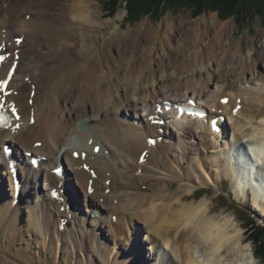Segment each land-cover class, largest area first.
I'll return each instance as SVG.
<instances>
[{"label":"bare ground","instance_id":"6f19581e","mask_svg":"<svg viewBox=\"0 0 264 264\" xmlns=\"http://www.w3.org/2000/svg\"><path fill=\"white\" fill-rule=\"evenodd\" d=\"M90 3L92 0H0V29H7L5 36L2 34L3 31H0V45L5 43L7 53L11 54L15 49H19L22 58L27 56L25 64L18 65L10 83V87L17 91L18 95H11L8 98V101L15 102L20 108L22 120L19 122L21 125L14 134L11 131H0V164L5 167L9 165L4 158L3 145L6 141L18 145L20 149L28 148V151L35 155L45 156L51 162L47 165L48 161L44 163L40 168L43 172L33 171L27 165H21L18 168L22 185L15 200L13 197L7 198L5 191L0 190V264L17 262L19 264H48V259L57 260L56 251H58L59 239H57L56 246L54 234L73 233L67 228L63 231L58 229L60 223L68 216L66 212L61 213L57 208L55 209L57 205L60 208L67 206V203L70 205L71 202L70 209L73 211L75 208V210L72 218L67 222V227L71 221L74 223L76 220L77 231L81 232L84 229L86 217L82 218L79 215L78 204L80 202L72 187L70 188L72 180L70 174L72 173L75 175L73 180H76L87 204L95 210L96 206H100L101 215H104V212L107 213L103 218L105 219L104 225L110 229L107 231L111 235L119 237L122 234L123 239H119L131 242V244L133 240L142 241L141 238L144 236L143 241L153 254L155 250L156 252L160 250V246L169 249L168 252H163V257L157 255H155L157 258L151 257L152 260L156 259L153 264H264L254 257L251 244L244 241L242 228L233 216L211 214L212 206L205 198L198 201L188 199L189 196H195L197 190L194 188L197 186L210 184L217 188L216 183L218 185L222 178H229L234 181L235 185L236 183L238 185L234 191V197L237 200L241 197L246 199L248 193L246 190L249 188L252 205L259 210L261 216H264V172H261L264 168V117L257 120L258 116H263V113L260 105L262 101L255 92V87L260 83L258 80L263 74L261 75L258 70L249 73L247 63L239 60L240 69L237 72H240L238 75L240 77L236 79L241 86L246 85L241 88L235 83L236 79L234 80L236 74L234 66L232 70L227 71L225 64L220 63V71L209 73L205 77V82L209 84L210 81L215 82L217 91L211 93L207 102H204L202 97L209 93L210 89L207 92L201 90L198 94L197 92L194 94H196V99L199 96L200 105L204 104L203 106L209 110L207 114L210 116L207 119L210 122L214 118L226 116L227 123L225 120V125H223L220 119V131L215 135L210 130L209 122H205L204 118L202 121L185 117L179 120L176 118L175 111L172 116L167 117L171 121H169L170 125L166 128V132L163 133L164 141L162 140L161 144L156 142L154 147H149L148 139L162 136V133L158 134L155 131L160 130L161 127L150 125L149 120L144 122L140 115L139 126L122 123L110 117L113 112H117L116 117L120 114L119 111L124 108L123 99H127L128 106L133 107L128 96L133 92L135 96H138L141 91L140 84H134L137 79L134 75H139L137 67L141 65L136 63L137 58L134 60V56L129 55L131 57L129 58V56L119 54V58L114 59L111 53L113 45L119 44L117 45L119 48L121 43L131 38L133 33L132 35H120L118 29H114L108 35L109 38L103 37L104 34L107 35L105 30L110 21L102 20V15L91 9L92 4ZM92 11L96 13L94 16L90 15ZM27 15H30L29 19H24L23 16ZM19 19L20 21H17ZM112 22L115 23V21ZM168 22L169 19L165 18L164 23ZM213 27L216 31V38L224 33V28L217 21L213 22ZM97 29L102 34L101 38L94 34ZM19 31L25 33L28 40L25 37L23 42L16 47L15 42L11 43V41L21 37L18 34ZM262 33L259 32V35ZM38 41L42 42V46ZM106 44L109 49L106 48ZM252 54L258 56L259 53L257 49H253ZM189 57L183 59L185 66L188 67L194 59L198 60V57L188 60ZM11 59L13 61V57ZM258 59L263 60L264 54L260 53ZM259 62L256 61V64ZM6 72L3 67L0 70V78H4ZM194 72H191L192 74L183 84L195 83L200 87L203 86L205 83H198ZM177 73L180 74V72ZM196 73L199 75L200 72L196 71ZM165 76L162 75L156 80L157 82H153L155 87L160 80H164ZM229 79L233 81L228 83ZM178 84L181 87L183 85L180 81ZM33 85L35 93L30 96ZM167 87L166 85L165 88ZM145 88L148 89V86ZM113 89L120 91L117 96L113 95ZM172 91L168 90L167 93ZM149 92L143 90L144 101L135 102L134 107L138 108L140 104H144L141 105L143 106L142 111L148 112L145 117L154 115L155 120H161L164 116V114H159L163 113L166 108L165 102H170L172 107L169 109L173 110L184 99L178 94L174 95L173 100L158 98L150 109L148 102L157 93L148 94ZM226 97H229L228 103L221 104L219 101ZM238 99L240 103H237ZM28 100H32L31 105ZM79 104L82 107H78ZM87 107H91L92 114L89 115L86 112ZM31 114L35 117L33 125L29 123ZM75 116L82 120L86 129L78 130L76 128L79 126H72ZM71 127L73 133L79 137L77 142L79 145L72 141L66 142L63 138ZM170 129L178 131L181 136L187 134L193 138L194 142H197L195 152L197 156L201 154L202 159L195 155L193 161L188 160L190 164L187 171H185L186 167L185 170L180 168V160L176 165L172 160L169 161L168 148L170 149L169 145L172 144V137H167L169 136L167 131L172 134ZM33 137L36 138L31 141ZM90 139H93L92 146L88 145ZM35 142L39 143L37 147L34 146ZM236 144H239L237 151L245 152L248 157L249 166L246 168H240V166L237 168L232 163L229 153L236 149ZM64 145L67 147L62 150ZM96 145L101 146L98 154L93 152ZM14 148L8 152L6 157L14 159L15 155H18V149ZM155 148L157 153L154 152ZM247 148L251 155L247 152ZM209 149L212 152H208ZM57 150L61 153V158H58ZM106 150L109 151V156L104 155ZM145 150L148 154L140 164L139 156ZM75 151H79L80 155L85 153V159L82 160L79 157L75 160L72 157ZM221 152H223L225 161L221 160ZM205 153H210L212 159L209 161L213 163V167L219 168L218 171L214 169L207 173ZM134 154L137 168L133 160L130 162V157ZM177 157L179 159L178 155ZM63 159L68 163L65 168V179H59L54 174L46 172L48 169L52 171L60 166ZM112 160L117 161L115 164L117 167H124L122 170L124 178L119 184H112V168L108 169ZM119 161L123 162V166ZM82 164H87L90 169L94 170V178L81 168ZM73 166L75 168L78 166L80 169H75ZM159 167L161 171L158 170ZM101 168L103 171L100 170ZM2 174L7 175L6 169ZM41 177L42 179L44 177L43 182ZM101 177H103L102 186L98 188L96 182ZM89 179H93L91 186L93 193L90 195L87 192ZM9 180L11 195H14L10 176ZM148 181H152L155 188L152 192H141L139 183L145 184ZM173 182L178 183L174 189L170 186ZM0 183L1 189L4 183L1 177ZM53 189H56L64 201L58 203L53 199ZM128 193H131L132 199L136 200L135 206L131 203V196L124 198ZM116 198L118 201H115ZM97 199H102L104 207L99 205ZM126 203L129 205L127 206ZM22 208L26 211L25 231V226L23 227V223H20L19 212ZM91 223V226L95 228L91 234L95 230L97 236L98 220H93ZM140 226L143 229V235L139 234ZM33 231L38 237L41 234H44L45 238L49 236L45 252H37L40 249L38 245L45 247V243L43 245L23 235L25 232L28 233L27 235L32 234ZM87 237L90 238V235ZM26 240L27 243L24 246ZM105 242H107L106 239H104ZM96 243L95 246L98 244ZM102 243L94 247L93 244L87 245L81 240L63 248L62 241L60 259L63 256V261H66L63 264H70L68 257L74 253L77 256H74L75 263L73 264H83L81 260L87 263L86 258H89L88 264H94L90 257L92 255L101 256L106 262L104 264H118L119 260V264H132L126 262L125 259H120L125 256L118 252L120 246L115 252V249L105 244L102 245ZM80 244H86L87 248H82ZM81 253L84 254V258ZM130 253L137 256L140 250L131 246ZM60 259L58 264L61 263ZM140 264H145L143 258Z\"/></svg>","mask_w":264,"mask_h":264},{"label":"rangeland","instance_id":"374dc122","mask_svg":"<svg viewBox=\"0 0 264 264\" xmlns=\"http://www.w3.org/2000/svg\"><path fill=\"white\" fill-rule=\"evenodd\" d=\"M103 3H104V0H92V3H90L92 4L91 9L96 10V12H99L102 15L101 17L102 20L110 21V23L106 26V30H105L107 35L105 36L104 34L103 37L109 38L108 35H110L114 29H118V32L120 35H124V34L132 35L133 33L131 38H128L126 39V42L121 43V46L119 48H117V45L119 44H115L112 46L113 51L111 53L114 56V59H118L120 56L119 54H123V56L131 55L132 57L134 56L133 57L134 60L137 58L136 59L137 64L142 65V66L139 65L138 67L136 66L139 75L138 74L134 75V78L137 77V79H135L134 81V84L135 85L140 84L139 88L141 89V91L138 94V96H135L133 94L134 92L128 96L129 99L132 101L131 103L133 107H129L127 104L129 101L127 99H123L124 101H122V105L124 108L122 109V111H119L120 114H118L117 117H116L117 112L112 113L110 117H112L113 120L115 118V120H118L122 123L125 122L126 124L134 125L140 122L138 120L139 115H140L142 117V120H144L145 122L144 112L142 111L143 106H141L144 104H140L138 108L134 107L135 102L144 101L145 97H143V94H142L143 90H148V92L150 91L148 94H151L152 92L153 93L156 92L158 94V95L154 94L153 99H150V102H148L150 109L153 107V102L157 100L158 98H167V99L173 100L174 95L178 94V95L183 96L184 98L183 101H184L187 98H195L196 94H194V92H197L198 94L199 91L201 90L202 92H207L208 89H210V92L207 94H204V96L202 97V100L204 102H207L209 100L211 93H214V91L216 92L217 88L214 85L215 82L212 83V81H210V84L205 82L206 80L205 77L208 76L209 73L220 71L219 69L221 68L220 63H223L225 64L227 71L232 70V67L234 66V72H236L235 77H234V80H235L237 77H240L238 76L240 72L239 73L237 72V70L240 69L239 68L240 64L238 66L239 60L247 63L246 66L247 65L249 66V73H253V70L254 71L258 70L261 72L260 73L261 75L263 74L262 76H260V80H258L260 81V83H258V86L255 87V92L258 98L261 99L262 101L260 105L262 107L261 111L263 113L262 114L263 116H258L257 120L264 117V73H263L264 59L263 60L258 59L260 53L264 54V35H263L264 34V17L258 18L257 16H255L256 14H254V11H253L261 7L259 6L261 5L260 2H258L257 0H243L242 4L245 7L250 6L251 8H248L247 13L245 14L243 13V15H245V18H240L239 21L238 20L236 21L235 17L223 18L219 15L218 12L208 10L206 7H203L202 10H198L197 12V9L195 10L193 8H184L183 6L182 7L180 6L177 7L176 5L174 6L172 5L173 4L172 2H169V5L165 6V4H163V6L161 5L162 7H159L157 6V3H153V1L147 3L149 6L147 5V6L142 7V9L139 10L140 11L139 17L137 19L133 18L132 20L128 16L129 13L127 10L126 0H118L114 2L115 3L114 6L112 5L110 1V5L112 6V12L105 11V6L103 5ZM107 4L109 6V1H106V5ZM241 9H243L242 5H241ZM95 14H96L95 11H92L90 13L91 16H94ZM253 14L254 16L252 17V19H250L249 16ZM23 17L24 19H29L30 15L23 16ZM165 18L169 19V22L167 24L164 23ZM17 21H20V19ZM112 21H115V23H113ZM214 21H217L224 28V31H223L224 33L218 36V38H216L217 37L216 31L214 30V27H213ZM19 29L21 28L19 27ZM0 31L4 32V31H7V29L2 28L0 29ZM259 32L261 33L263 32L262 35H259ZM18 34L19 36L24 37V39L26 37V40H28V37L25 33H21L19 31ZM94 34L98 35V37L100 38L102 37V34H100V31L98 29L94 31ZM38 42L42 46V42L41 41H38ZM26 48H28V45H26ZM80 48H81V45H80ZM106 48L109 49L107 44H106ZM107 49L105 50L107 51ZM253 49H257V52L259 53L258 56H254L252 54ZM74 51H77V50H74ZM186 57H189L188 60H192L193 57H196V58L198 57L197 58L198 60L194 59V62H192L190 66L188 67V66H185V63L183 62V59L184 58L186 59ZM129 58L131 57L129 56ZM25 60H27V56L25 58H22L21 60L22 65L25 64ZM255 60L260 61V62L256 64ZM196 71L198 73L200 72L199 75L201 76L197 75ZM177 72H180V74H178ZM191 72L192 73L194 72V77L198 79L197 80L198 83L201 84L202 82H204L205 84L201 87L200 85L198 86L195 83L183 84L186 80H188V76L192 74ZM162 75H166L164 77V80L163 81L160 80L159 84L155 87L154 83L157 82L156 80L160 79V76ZM179 81L182 82L184 86L183 85L182 87L179 86L178 84ZM232 81L233 79H229L228 83ZM235 83L237 84V86L240 85V83H238V79H236ZM166 85L168 86L167 88H165ZM145 86L146 87L148 86V89H146ZM245 86L246 85H242L241 88H244ZM249 88L251 89L250 86ZM168 90H173V91L167 93ZM119 92L120 91L113 89L114 96H117ZM198 97H197V100L199 101L200 98ZM237 102L239 103L240 99H238ZM78 107H82L81 104H79ZM87 109H86V112L89 115L92 114L93 110H91V107H87ZM73 122L74 123L72 124V126L74 125L79 126L76 129L78 130L86 129V127L84 128L83 126L85 124L82 122V120H80V118H78V116L77 117L75 116ZM228 123H229V120H228ZM228 126L230 125L228 124ZM136 128L138 127L136 126ZM155 131L156 133H158L157 129ZM170 131H172V134L171 132L169 133V131H167L169 135L167 137L168 138L172 137V144L169 145L170 149L168 148V152L170 153L169 161L172 160L173 163H175L176 165L177 161L180 160L179 161L181 165L180 168L185 170V167H186L185 171H187L188 166L190 164L189 161H193L194 158L197 156L195 152V147H196L197 142H194L193 138H190V136H187V134H184L183 136H181V134H178V131L175 132L174 130H171V129ZM35 138L36 137H33L31 141L34 140ZM63 138L66 140V142L72 141V142H75L76 145L77 144L79 145V143H77L79 141V137L78 135L73 133L72 127L70 128V131L68 132V134L64 135ZM169 140L171 141V139ZM238 146L239 144H236V147H235L236 149L234 148L235 150L229 153L230 156L232 157V163L237 168L238 166H240V168L241 167L246 168L249 166V163L247 161L248 157L245 154V152L243 151L241 152L239 150L237 151ZM66 147L67 146L65 145L64 147L62 146V150ZM184 147H186L187 149H185ZM18 151L20 152V154L22 153L20 148H18ZM154 152L157 153L156 148L154 149ZM208 152H212L211 149H209ZM56 153L58 157L60 158L61 153L58 150ZM222 154L223 152L220 153L221 158H222L221 160L225 161L223 160L224 156ZM239 154L241 155L239 156ZM177 155L179 156V159ZM200 155L201 154H198L197 157L202 159ZM210 156H211L210 153H205L206 158L204 160H206L207 173L212 172L214 169L215 171L219 170V168L213 167V163H210L209 160L212 159ZM135 157H136L135 154L133 156L131 155L130 162H132L133 160V164L137 168V162L134 160L136 159ZM120 159L125 160L126 158H120ZM63 161H64L63 164L66 168L68 163H66L65 159H63ZM116 162L117 161L112 160V163L110 164L108 168V169L112 168L111 169L113 173V178H112L113 183L112 184H119L121 182V179L124 178L123 173H122V170L124 167H121V168L117 167L115 165ZM119 162L123 166L122 164L123 162L121 161ZM26 163H27V160H26ZM77 167L78 166H76V168ZM261 168H263L262 164H261ZM102 169L103 168H101L100 170ZM3 170H4V166L0 164V177L4 181V183L2 184V188L0 190H4L7 195V198L10 199L11 198V186L9 185L11 184H10L9 177L7 175L2 174ZM158 170L161 171L162 169H160L159 167ZM262 171L264 172V168L261 170V172ZM70 177L72 178L70 182V188L72 187L73 192L77 195L78 200L80 202V204H78L79 206L78 213H80L79 215H81L82 218L86 217L85 224L83 226L84 229H82L81 232L77 231L76 220L74 223L71 221V223L68 224L69 227H67V221L62 222L61 225L58 226V229L60 231H63L64 229L67 228V230H72L73 233H69V234L62 233L63 235L54 234L56 246H57V239H59V243L57 246L58 251H56L57 260L53 258L48 259L49 260V261L47 260L48 264H58L59 259L62 255V241L64 245L63 248H65L67 245L71 246L72 244H75L81 240L84 243H87V245L93 244L94 247H97V245L100 246L101 243L103 242L102 245L105 244L106 246H109L115 249V252L119 249V246H120V250L118 252L125 255L124 257L120 259H125L126 262H131L132 264H140V260H142V258L144 259L145 264H150V263L153 264L156 262L155 261L156 259L152 260L151 257H155V255H157L158 257L159 256L163 257L164 256L163 252L166 253L169 251V249L167 250L165 247L160 246L159 249L161 251L158 250L156 252L155 250L153 254L147 247V244L143 241L144 236H142L141 238L142 241L133 240V243L131 244V242H126V241L119 239V238L123 239L124 236L122 234L119 237H114L113 235H111L107 231L110 229L109 228L107 229L104 225L105 219L103 218H104V215L106 216L107 213L104 212V215H101V213H99L100 206H96L98 210L97 209L95 210L93 209L94 207L87 204V201L85 200L83 196V193H81L80 189L77 186L76 180L75 179L73 180L75 175L72 173L70 174ZM106 177L110 178V176H107V175ZM102 178L103 177H101V179H98L96 182L97 186H99L98 188L102 186V183H101ZM170 186L171 188L174 189L178 186V183L173 182L172 184H170ZM216 186L217 188L210 184H207V185L201 184L200 186H197V188H194L197 190L195 192V196L194 197L189 196L188 199L189 200L194 199L198 201L202 198H205L209 201L210 205L212 206L211 214L213 215L218 214L221 216H225V215L233 216L236 222L239 223L240 227L242 228V231L244 234V241H248L251 244V247L253 249V254L255 255V250L257 247L255 243L250 239V236L254 234L253 230H254L255 225H259L260 227L264 228V216H261L259 214V210L255 209V207L252 205L250 189L247 188L246 190L248 192L246 195V199L241 197L240 199L237 200L234 197V191L237 189L238 185L237 183L235 185L232 179L222 178V180L220 181V183H218V185L216 183ZM154 188L155 186L152 181H148L145 184L139 183V189L141 192L143 191L147 193L152 192ZM100 193H102L101 190H100ZM128 196H131V200H132L131 203L135 206L136 200L132 199L133 195L131 193H128L126 196H124V198H127ZM116 200L118 201L117 198L115 199V201ZM96 201L99 203V205L104 207L102 199L101 200L97 199ZM109 204H111V202H109ZM113 205H116V204L113 203ZM126 205L128 206L129 204L126 203ZM64 211L65 210H62V208H60V212H64ZM19 213H20V223L21 224L23 223L22 224L23 227L25 226L24 227V231H25L26 211L24 210V208H22V210H20ZM93 220L94 221L98 220V223H99L98 230L96 232L97 236L95 235V230L91 234V231L95 229L93 228L94 226H91L92 225L91 222H93ZM113 228L114 227H112V229ZM142 231L143 229L140 226L139 228L140 235L141 234L143 235ZM34 233L35 232L33 231L32 234L30 233L29 235H27L28 233L25 232L23 233V235H26V237L28 238L30 237L31 239H35V241L37 240V242L39 241L43 245L46 244L45 247L39 244L38 246L40 249L37 250V252L38 251L45 252L47 245L49 243V240H48L49 236L45 238L43 236L44 234H41L40 237H38V236H35ZM88 235H90V238L87 237ZM104 239H106L107 242L104 243ZM95 242L98 243V244L96 243L97 244L96 246H95ZM26 243H27V240L23 245L25 246ZM87 245L80 244V246H82V248L84 249L87 248ZM131 246H134L138 250H140V253L137 256H133V253H130ZM81 255L84 258V254L81 253ZM74 256H77V255L74 253H71L70 257H68L70 258V264L75 263ZM157 256L155 258H157ZM90 257L93 260L94 264L106 263L102 259L101 256L92 255ZM88 259L89 258H86L87 263L84 262L83 260L81 261L83 262V264H88ZM256 259L258 260V262L264 263V259L262 258L261 259L256 258ZM60 260L62 264L66 262V261H63V256ZM119 261H118V264H119ZM14 264H19V263L17 262Z\"/></svg>","mask_w":264,"mask_h":264},{"label":"trees","instance_id":"16d2710c","mask_svg":"<svg viewBox=\"0 0 264 264\" xmlns=\"http://www.w3.org/2000/svg\"><path fill=\"white\" fill-rule=\"evenodd\" d=\"M106 1H109V6L108 4L106 5ZM110 1L114 6V2L118 0H104L103 5L105 6V11L112 12ZM151 1H153V3H157V6L159 7H162L163 4H165V6L169 5V2H172L173 4H171L174 6L176 5L177 7L183 6L184 8H193L195 10L197 9V12L198 10H202L203 7H206L208 10L218 12L219 15L223 18L235 17L236 21H239L240 18H245V15H243V13H247L248 8H251L250 6L245 7L242 4L243 0H126L129 18L132 20L133 18L137 19L140 15L139 10H141L144 6H147V3ZM257 1L261 3V5H259L261 7L257 8L256 10H252L254 11V14H256L255 16L261 18L264 17V5H262L264 4V0ZM241 5L243 9H241ZM254 14L250 15L249 18L252 19ZM253 233L254 234L250 236V239L255 243L257 247L254 257L264 259V228L260 227L259 225H255Z\"/></svg>","mask_w":264,"mask_h":264},{"label":"snow or ice","instance_id":"6c2138e0","mask_svg":"<svg viewBox=\"0 0 264 264\" xmlns=\"http://www.w3.org/2000/svg\"><path fill=\"white\" fill-rule=\"evenodd\" d=\"M7 151V149H5V152Z\"/></svg>","mask_w":264,"mask_h":264}]
</instances>
